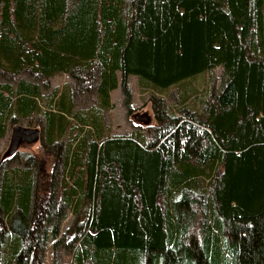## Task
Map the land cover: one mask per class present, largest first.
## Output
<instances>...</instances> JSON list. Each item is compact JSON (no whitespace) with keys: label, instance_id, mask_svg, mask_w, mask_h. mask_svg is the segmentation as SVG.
Masks as SVG:
<instances>
[{"label":"trees","instance_id":"trees-1","mask_svg":"<svg viewBox=\"0 0 264 264\" xmlns=\"http://www.w3.org/2000/svg\"><path fill=\"white\" fill-rule=\"evenodd\" d=\"M216 66L217 89L189 84ZM94 69L87 107L40 92L60 73L90 89ZM0 74V136L25 119L53 158L43 201L29 166L1 170L0 264H41L47 242L58 264L81 206L69 264H264V0H0ZM131 74L155 122L110 135L103 111L117 86L130 110Z\"/></svg>","mask_w":264,"mask_h":264},{"label":"rangeland","instance_id":"rangeland-1","mask_svg":"<svg viewBox=\"0 0 264 264\" xmlns=\"http://www.w3.org/2000/svg\"><path fill=\"white\" fill-rule=\"evenodd\" d=\"M91 85L90 89L81 88V78L75 79L68 73L56 74L46 80L48 88L45 89L46 95L53 88H64L66 86L67 90L72 92L74 105L78 108H84L92 103L94 92L91 89L93 83L96 82L97 75L96 70L90 72ZM221 68L216 66L212 68L211 71L204 72L202 75H198L189 81V84L196 86L199 89L213 91L220 86L222 78ZM0 80L12 83V80L7 74H0ZM127 83L131 92L130 110L127 111L124 105L123 93L119 86L115 87L110 91V103L111 106L103 111L104 125L108 129V134H128L133 130H141L147 133L149 127L155 122L153 117L152 108L149 101V92H140L136 85V76L129 75L127 78ZM175 90V86H170L164 92L162 96L165 97L167 102L175 101L172 98V93ZM199 95V93H198ZM140 113H146L149 117L147 123H142L137 119V115ZM10 134V128L3 139H0V158L4 157V151L8 145ZM16 150L28 151L34 154L36 161L38 162V184L39 188L42 189V182L47 179L49 175V170L53 162L52 150L42 145L38 140L30 143H20ZM46 175V176H45ZM84 207L81 206L80 210L83 212ZM71 213L69 209H65V213L60 222L59 226V239L57 240L56 252H57V263L58 264H69L71 253L68 250V246H64L66 241L70 240L71 237L79 234V229H75V223L78 220H82L85 213ZM75 238V237H74ZM77 239V238H76ZM53 245L51 242H47L42 251L41 264H52L53 262Z\"/></svg>","mask_w":264,"mask_h":264},{"label":"crops","instance_id":"crops-1","mask_svg":"<svg viewBox=\"0 0 264 264\" xmlns=\"http://www.w3.org/2000/svg\"><path fill=\"white\" fill-rule=\"evenodd\" d=\"M54 76V75H53ZM52 77V76H51ZM50 78V77H49ZM48 79V78H47ZM46 79V80H47ZM38 84H39V86H40V92H41V94L43 95V97H44V95H46V91H45V89L46 88H48L47 86L45 87V85H44V83H43V81H38ZM61 90V88L60 89H58V92ZM72 100H73V94H72ZM73 104H74V100H73ZM75 106V105H74ZM76 107V106H75ZM21 123H19V124H21V125H25V126H28V125H26L25 123H24V121H25V119H22V118H19L18 119ZM12 126V125H11ZM11 126H6V128H5V131H4V134L2 135V136H0V139H3L4 137H5V135L7 134V132H8V130H9V128L11 129ZM30 127H35V128H37L38 129V131H39V127L38 126H36V125H29ZM39 134H38V138L36 139V140H38L39 142H40V140H39ZM36 140H33V141H36ZM33 141H30V142H33ZM30 142H24V143H30ZM21 143H23V142H21ZM20 144V143H19ZM18 144V145H19ZM17 148V147H16ZM6 150V149H5ZM16 150V149H15ZM14 150V151H15ZM13 151V152H14ZM5 152V151H4ZM13 152H11V153H9V154H3V156L4 157H1L0 158V173H1V170H3V169H7V168H11L12 166H16L17 168H25V167H27V166H29V168L31 169V171H30V176H31V178H32V180H33V187H34V190H35V194H36V198L38 199V200H45V198H47V196H48V193H49V190H50V185H51V183H50V180H51V171H52V168H53V162H52V164H51V167H50V170H49V175H48V177H47V179H45L43 182H42V189H40L39 187V184H38V182H37V180H38V177H39V175H38V171H37V168H38V162L36 161V158H35V156H34V154H33V160H32V162L30 161V163H27L25 160H18L17 158H12L11 157V155L13 154ZM46 176V175H45ZM58 195H56V197H57ZM64 213H65V210H64Z\"/></svg>","mask_w":264,"mask_h":264},{"label":"water","instance_id":"water-1","mask_svg":"<svg viewBox=\"0 0 264 264\" xmlns=\"http://www.w3.org/2000/svg\"><path fill=\"white\" fill-rule=\"evenodd\" d=\"M137 119L142 123H147L149 117L146 113L137 115ZM39 131L35 127L25 126L21 124H14L11 126L8 145L4 154L13 152L19 143L30 142L38 138Z\"/></svg>","mask_w":264,"mask_h":264}]
</instances>
